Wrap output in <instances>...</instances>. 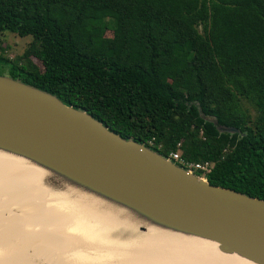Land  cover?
<instances>
[{
    "label": "trees",
    "instance_id": "obj_1",
    "mask_svg": "<svg viewBox=\"0 0 264 264\" xmlns=\"http://www.w3.org/2000/svg\"><path fill=\"white\" fill-rule=\"evenodd\" d=\"M5 33L31 37L22 55H4ZM5 68L124 139L210 164L197 175L211 185L264 200V0H0Z\"/></svg>",
    "mask_w": 264,
    "mask_h": 264
},
{
    "label": "water",
    "instance_id": "obj_2",
    "mask_svg": "<svg viewBox=\"0 0 264 264\" xmlns=\"http://www.w3.org/2000/svg\"><path fill=\"white\" fill-rule=\"evenodd\" d=\"M211 121L220 133L239 132ZM0 149L150 225L264 264V200L213 186L145 144L122 138L86 111L5 74L0 75Z\"/></svg>",
    "mask_w": 264,
    "mask_h": 264
},
{
    "label": "bare ground",
    "instance_id": "obj_3",
    "mask_svg": "<svg viewBox=\"0 0 264 264\" xmlns=\"http://www.w3.org/2000/svg\"><path fill=\"white\" fill-rule=\"evenodd\" d=\"M70 184L0 149V191L16 194L11 199L13 213L23 222L43 220L55 226L33 232L41 234L36 236L39 239L45 236L43 243L48 245L33 241L34 237L22 239L0 232V264H252L221 252L210 241L150 225ZM56 237L59 243L50 244Z\"/></svg>",
    "mask_w": 264,
    "mask_h": 264
},
{
    "label": "rangeland",
    "instance_id": "obj_4",
    "mask_svg": "<svg viewBox=\"0 0 264 264\" xmlns=\"http://www.w3.org/2000/svg\"><path fill=\"white\" fill-rule=\"evenodd\" d=\"M108 36H111L110 33L107 34ZM2 42H1V48L2 50L4 51V55L6 57H8L9 59H14L16 58L17 56H20L23 54V52L25 51L27 45L30 43L31 41V37H25V38H20L18 37L17 35L15 34H11V33H5L2 37ZM34 62L38 63L35 59H33ZM5 72V75H7V68H5L3 70ZM195 174H197L198 172L194 171ZM55 184L51 185L54 187ZM4 191V189H3ZM1 192L0 193V214H3L2 215V220H3V223H2V220H0V232L1 233H8L9 236H12V237H19L20 238H25V236L28 237V239H30V237H34L32 238L33 241L35 242H38L39 244H45L46 242L43 243V241L47 240L45 239V236L42 238L40 237L37 238L36 236H40L41 234H33L34 231H40V229H46V228H55V226H53L54 224H46L45 221L42 220H38V221H35L33 222L32 220L29 222H23L22 219L18 218L16 216L15 213H13V209H12V206H13V203L11 201V199L14 197V195H16L15 193L12 192ZM18 206V205H17ZM16 206V207H17ZM12 214H11V213ZM9 214V216H8ZM10 217V219H9ZM15 217V218H14ZM8 218V220H7ZM5 220V221H4ZM7 220V221H6ZM18 220V221H17ZM29 221V220H27ZM11 222V223H10ZM15 222V223H14ZM7 223V224H6ZM10 223V224H9ZM18 223V225H17ZM33 223V225H32ZM9 225V226H7ZM35 226V227H34ZM42 226V227H41ZM5 227H7L5 229ZM19 227V229L21 230H17ZM63 227H67L69 228L68 226L64 225ZM36 228V229H35ZM26 229V230H25ZM42 229V230H43ZM12 234H17V236H14ZM17 232V233H16ZM30 233V235H29ZM11 234V235H10ZM26 237V238H27ZM36 238V239H35ZM47 238V237H46ZM49 239V238H48ZM58 239V240H56ZM56 241L52 238L50 239V244H52V242H54L53 244L56 245L59 243V238L56 237ZM100 242V241H99ZM69 243V242H67ZM103 243V242H102ZM48 245V243H46ZM45 244V245H46Z\"/></svg>",
    "mask_w": 264,
    "mask_h": 264
},
{
    "label": "built area",
    "instance_id": "obj_5",
    "mask_svg": "<svg viewBox=\"0 0 264 264\" xmlns=\"http://www.w3.org/2000/svg\"><path fill=\"white\" fill-rule=\"evenodd\" d=\"M171 161L175 162L179 166L185 168L186 170H189L191 172H202V173H209L211 169V165L208 163H196V164H190L186 163L181 159V154L179 151L174 152L170 154L168 157Z\"/></svg>",
    "mask_w": 264,
    "mask_h": 264
}]
</instances>
